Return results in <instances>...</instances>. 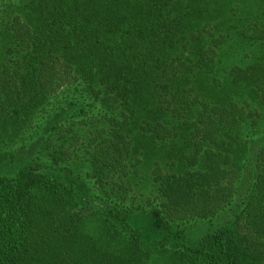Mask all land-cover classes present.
<instances>
[{
    "label": "trees",
    "instance_id": "obj_1",
    "mask_svg": "<svg viewBox=\"0 0 264 264\" xmlns=\"http://www.w3.org/2000/svg\"><path fill=\"white\" fill-rule=\"evenodd\" d=\"M0 264H264V0H0Z\"/></svg>",
    "mask_w": 264,
    "mask_h": 264
}]
</instances>
